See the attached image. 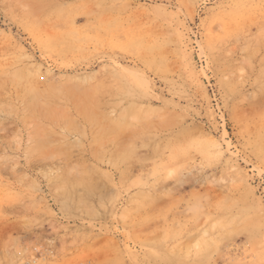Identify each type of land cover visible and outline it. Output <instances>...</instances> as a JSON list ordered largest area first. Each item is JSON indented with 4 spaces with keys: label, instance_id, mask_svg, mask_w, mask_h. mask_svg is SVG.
Returning a JSON list of instances; mask_svg holds the SVG:
<instances>
[{
    "label": "rangeland",
    "instance_id": "rangeland-1",
    "mask_svg": "<svg viewBox=\"0 0 264 264\" xmlns=\"http://www.w3.org/2000/svg\"><path fill=\"white\" fill-rule=\"evenodd\" d=\"M0 264H264V0H0Z\"/></svg>",
    "mask_w": 264,
    "mask_h": 264
},
{
    "label": "bare ground",
    "instance_id": "bare-ground-1",
    "mask_svg": "<svg viewBox=\"0 0 264 264\" xmlns=\"http://www.w3.org/2000/svg\"><path fill=\"white\" fill-rule=\"evenodd\" d=\"M34 93H35V91H34ZM49 93V92H48ZM35 99V98H34ZM37 100H39V102H40V99L39 98H37ZM42 102V101H41ZM52 102V101H51ZM44 103V102H43ZM46 103V102H45ZM36 105V104H35ZM49 105H50V103H49ZM49 105H48V107H49ZM37 106V105H36ZM52 106V105H51ZM64 106V105H63ZM32 107V106H31ZM60 107H62V106H60ZM59 106H58V108L56 109V106H55V109L57 110V112L59 111L58 109L60 108ZM81 108V107H80ZM54 109V108H53ZM62 110V109H61ZM36 111H38V110H36ZM44 112H45V110H44ZM39 113H40V111H39ZM59 113V112H58ZM62 113V112H61ZM60 113V114H61ZM64 114V113H63ZM40 115H42L41 113H40ZM65 115H66V113H65ZM26 116V115H25ZM31 116H33V115H31ZM61 116H63V115H61ZM53 117V116H52ZM56 117V116H55ZM41 118V117H40ZM50 118V117H49ZM34 119V122L36 121V122H38L35 118H33ZM41 120V119H40ZM44 121V120H43ZM55 121H56V119H55ZM35 122V123H36ZM47 122V121H46ZM42 123V122H41ZM61 123H62V121H61ZM48 124V123H47ZM65 124V123H64ZM37 125V124H36ZM35 125V126H36ZM38 125H39V123H38ZM41 125V127H42V124H40ZM40 125L39 126H37L36 128H40ZM45 125V124H44ZM66 125V124H65ZM46 126V125H45ZM61 127H62V125H61ZM60 127V128H61ZM36 128H34V129H36ZM46 128V127H45ZM51 128V127H50ZM49 127L47 128V129H50ZM41 129V128H40ZM40 129H38V130H36L37 132L36 133H38L39 131H40ZM53 129V127L51 128V130ZM42 130H43V128H42ZM41 130V131H42ZM35 132V131H34ZM43 132H45V129L43 130ZM42 133V132H41ZM54 134V133H53ZM40 135V132L38 133V136ZM48 135V134H47ZM46 134H45V136H47ZM51 135V134H50ZM50 135H48V136H50ZM40 137H41V135H40ZM45 142V141H44ZM47 142V141H46ZM48 142H49V140H48ZM48 142L45 144V146L46 145H48ZM124 161H125V159H124Z\"/></svg>",
    "mask_w": 264,
    "mask_h": 264
}]
</instances>
